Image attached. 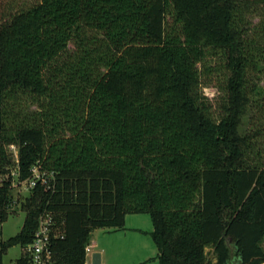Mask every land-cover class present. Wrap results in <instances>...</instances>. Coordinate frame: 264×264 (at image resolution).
Segmentation results:
<instances>
[{"label": "trees", "instance_id": "16d2710c", "mask_svg": "<svg viewBox=\"0 0 264 264\" xmlns=\"http://www.w3.org/2000/svg\"><path fill=\"white\" fill-rule=\"evenodd\" d=\"M258 5L39 0L0 23V221L20 199L6 146L19 145L21 179L35 164L55 175L21 199L0 264L46 209L64 231L51 264H87L93 231L123 229L130 213L151 215L159 264H264ZM218 76L216 112L203 88Z\"/></svg>", "mask_w": 264, "mask_h": 264}, {"label": "rangeland", "instance_id": "374dc122", "mask_svg": "<svg viewBox=\"0 0 264 264\" xmlns=\"http://www.w3.org/2000/svg\"><path fill=\"white\" fill-rule=\"evenodd\" d=\"M5 7L3 17L0 23L8 18L9 15L17 12L19 9L29 6L39 0H4ZM252 34H259V41L264 42V5H258L254 14L250 17ZM257 32V33H256ZM251 33V32H250ZM254 34V35H255ZM256 36V35H255ZM258 36V35H257ZM73 47V45H71ZM214 59V58H213ZM214 61V60H213ZM213 79L208 86L203 88L204 93L213 102V109L218 111V100L222 98V93L218 91L219 79ZM260 85L264 89V73L259 79ZM260 110L253 106L248 110L246 121L242 131L250 128L249 119L258 116ZM9 157V147L6 146ZM12 158V157H11ZM15 198H20L16 205L10 211L7 220L0 221V236L3 240L17 235L22 231L27 212L21 206V199L30 195V190L19 186L13 189ZM154 224L149 213H130L126 217L125 228L120 230H111L107 228H97L92 233L91 242L96 241L95 251L102 253V264H159L158 250L153 240L152 231ZM25 251V245L17 243L10 246L4 254L3 264H17V260ZM90 257H88V264Z\"/></svg>", "mask_w": 264, "mask_h": 264}, {"label": "built area", "instance_id": "2783aa9c", "mask_svg": "<svg viewBox=\"0 0 264 264\" xmlns=\"http://www.w3.org/2000/svg\"><path fill=\"white\" fill-rule=\"evenodd\" d=\"M8 147L9 153L12 155L11 157L13 160V165L11 166V171L7 174V176L11 177L13 188L23 186L24 188L31 190L37 185L38 182L50 186L49 179L53 178L55 175L53 172L43 169L40 164L33 165L31 168V175L21 179L19 171V145L16 143H11L8 145ZM4 178L5 175L0 172V183H3ZM14 203L16 205L17 201ZM63 237V222H60L57 219L53 210H44V212L39 217L38 225L34 231L32 241L25 245L24 252L29 257V262L27 264H51L53 258V241L54 239ZM94 247H96V243L94 242H91L86 246L87 263L88 257H90V260H92Z\"/></svg>", "mask_w": 264, "mask_h": 264}, {"label": "water", "instance_id": "95a60500", "mask_svg": "<svg viewBox=\"0 0 264 264\" xmlns=\"http://www.w3.org/2000/svg\"><path fill=\"white\" fill-rule=\"evenodd\" d=\"M92 264H102V253L95 251L92 255Z\"/></svg>", "mask_w": 264, "mask_h": 264}, {"label": "crops", "instance_id": "0c3cea01", "mask_svg": "<svg viewBox=\"0 0 264 264\" xmlns=\"http://www.w3.org/2000/svg\"><path fill=\"white\" fill-rule=\"evenodd\" d=\"M93 242L96 243V246L98 245L96 241H93ZM95 251H96V250H95ZM95 251H94V252H95ZM89 263L92 264V260H90ZM87 264H88V263H87Z\"/></svg>", "mask_w": 264, "mask_h": 264}]
</instances>
